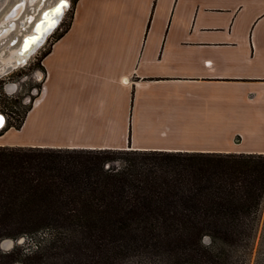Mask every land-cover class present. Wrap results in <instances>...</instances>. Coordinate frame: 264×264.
I'll return each mask as SVG.
<instances>
[{
	"label": "crops",
	"instance_id": "0c3cea01",
	"mask_svg": "<svg viewBox=\"0 0 264 264\" xmlns=\"http://www.w3.org/2000/svg\"><path fill=\"white\" fill-rule=\"evenodd\" d=\"M0 146L264 154V0H74Z\"/></svg>",
	"mask_w": 264,
	"mask_h": 264
},
{
	"label": "trees",
	"instance_id": "16d2710c",
	"mask_svg": "<svg viewBox=\"0 0 264 264\" xmlns=\"http://www.w3.org/2000/svg\"><path fill=\"white\" fill-rule=\"evenodd\" d=\"M263 199L264 154L0 146V240L55 233L26 264H217Z\"/></svg>",
	"mask_w": 264,
	"mask_h": 264
},
{
	"label": "rangeland",
	"instance_id": "374dc122",
	"mask_svg": "<svg viewBox=\"0 0 264 264\" xmlns=\"http://www.w3.org/2000/svg\"><path fill=\"white\" fill-rule=\"evenodd\" d=\"M4 1V4L0 5V26H2L1 22L5 15L20 4L21 0ZM55 1L23 0L25 7L20 16L14 21L15 28H10L11 22L6 23L7 28L9 27L8 34L6 38L0 41V58L16 49L19 45L16 44L18 38L21 39V35L28 33V31L30 32L33 21L26 23L25 19L28 16L37 19L40 10L43 9L45 11L49 7L54 6ZM73 2L74 0H67L68 7L60 17L57 27L48 34L49 36H46L42 44L28 56L24 63L12 67L8 71H0L3 73V75H0V113L6 118V124L0 130V136L9 129L18 130L24 116L37 102L44 90L46 75L42 66V59L49 52L52 42L68 27L73 13ZM40 3L41 7L38 9ZM15 37L17 38L16 43L11 45V41ZM2 64L0 61V70L3 68ZM8 87L11 89L8 90ZM54 234L53 231L41 230L19 235L16 238H4L0 240V245H4L0 247V250L3 252L14 251L15 254H18V260L12 264H26L25 258L48 245ZM202 242L204 245L210 246V239L207 236L202 238ZM211 247L214 254L217 255V264H264V199L256 215L252 240L248 245L230 246L215 241L211 244ZM136 261L137 264H155L141 259Z\"/></svg>",
	"mask_w": 264,
	"mask_h": 264
},
{
	"label": "bare ground",
	"instance_id": "6f19581e",
	"mask_svg": "<svg viewBox=\"0 0 264 264\" xmlns=\"http://www.w3.org/2000/svg\"><path fill=\"white\" fill-rule=\"evenodd\" d=\"M4 2H5L4 0H0V5H3ZM58 3H59V0H56L54 2V6L49 7L45 11L41 9L40 12L38 13L39 19L38 18L33 19L32 16H28L27 19H25V21H27L26 23H30L33 21L30 27V32L28 31V33L21 35L23 39L22 37L21 39L18 38L17 43H16V40H17L16 37L11 41V45L15 43L19 45L16 47V49L10 51L6 55L4 54V56L0 58V61L3 63L2 64L3 68L0 71L5 72V71L10 70L12 67H15L17 65L24 63V61L28 58V56L31 53H33L42 44L46 36L49 33H51L53 29L57 27L60 17L64 14L63 12V14L58 18L54 16L53 10L57 7ZM24 7H25V4L23 3V0H21L20 4L12 8L8 12V14L5 15V17L3 18V21L1 22L2 26H0L1 27L0 28V41L6 38L8 34L9 27L7 28L6 23L11 22L12 24H10V28L14 29L15 28L14 21L20 16ZM40 7H41V3L38 6V9H40ZM53 20H55V27H52ZM9 89L11 88L8 87V90ZM3 118H4V126H5L6 118L4 116ZM2 128H0V130Z\"/></svg>",
	"mask_w": 264,
	"mask_h": 264
},
{
	"label": "snow or ice",
	"instance_id": "6c2138e0",
	"mask_svg": "<svg viewBox=\"0 0 264 264\" xmlns=\"http://www.w3.org/2000/svg\"><path fill=\"white\" fill-rule=\"evenodd\" d=\"M68 7V3L67 0H59V3L57 5V7L53 10L54 16L55 17H60L63 12L67 9ZM52 27H55V20H53L52 22ZM0 75H3V73H0ZM6 90H7V86H6ZM4 126V118L3 116H0V127ZM4 245H0V247H2Z\"/></svg>",
	"mask_w": 264,
	"mask_h": 264
},
{
	"label": "built area",
	"instance_id": "2783aa9c",
	"mask_svg": "<svg viewBox=\"0 0 264 264\" xmlns=\"http://www.w3.org/2000/svg\"><path fill=\"white\" fill-rule=\"evenodd\" d=\"M0 116H4V115L0 113ZM0 128H1V127H0Z\"/></svg>",
	"mask_w": 264,
	"mask_h": 264
}]
</instances>
